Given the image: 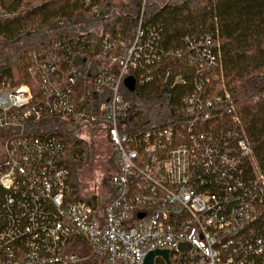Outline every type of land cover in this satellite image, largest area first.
<instances>
[{"label":"built area","instance_id":"1","mask_svg":"<svg viewBox=\"0 0 264 264\" xmlns=\"http://www.w3.org/2000/svg\"><path fill=\"white\" fill-rule=\"evenodd\" d=\"M142 25L130 41H101L102 66L68 69L72 51L42 58V105L28 88H0V264H145L158 251L168 264H264V175L231 96L208 90L221 79L219 32L173 51ZM174 59L195 75H175ZM128 77L182 90L140 120ZM96 131L115 167L107 201L91 204L73 168Z\"/></svg>","mask_w":264,"mask_h":264},{"label":"trees","instance_id":"2","mask_svg":"<svg viewBox=\"0 0 264 264\" xmlns=\"http://www.w3.org/2000/svg\"><path fill=\"white\" fill-rule=\"evenodd\" d=\"M143 1L0 0V83L6 80L12 88L32 85L23 62L30 52H42L43 59H52L65 58L72 51L74 55L64 61L68 69L74 66L82 71L88 60L97 67L102 66L104 63L96 58L102 51L101 41L104 38L132 40L141 17L143 28L158 31L167 50H181L187 38L218 31L222 42V70L220 82L216 84H221L220 91L228 93L234 101L264 175V0H180L164 6L150 5L147 9L143 8ZM94 6H98V14L93 13ZM6 50L13 53V58L5 55ZM169 64L175 75H195L193 68L177 59ZM31 87L36 103L41 92L36 86ZM188 89H193V81ZM175 90L182 88L172 90L158 81L136 87L134 94L129 95L125 89L123 92L133 101L134 108L141 109L132 115L145 120L158 117L166 106L161 99ZM51 133L57 135V132ZM60 135L74 141L71 136ZM3 139L4 134L0 132V162ZM78 144L81 153L88 156L86 144ZM111 161L115 164L113 158ZM85 163L86 159L77 162V169ZM76 172L74 167L73 175L77 178ZM110 177L111 174L103 180L106 188ZM76 186L78 198L85 199L80 197L79 181ZM97 199L86 201L96 204Z\"/></svg>","mask_w":264,"mask_h":264},{"label":"rangeland","instance_id":"3","mask_svg":"<svg viewBox=\"0 0 264 264\" xmlns=\"http://www.w3.org/2000/svg\"><path fill=\"white\" fill-rule=\"evenodd\" d=\"M179 1L180 0H144L143 8L145 7L147 9L150 5L164 6L166 4H172L174 2H179ZM5 55L13 58L12 57L13 53L8 50L5 51ZM41 56H42V52H37V53L30 52L27 56V59L23 61L28 73V79L32 84L31 86L33 87L36 86L37 87L36 90L39 89V91L41 92L40 97H38L37 102L35 103L33 88L30 85L20 86L29 89L30 93L33 96L32 105H42V57ZM213 78H215L214 80L216 81L211 82L209 87H211L212 89L214 88L213 90L219 91L222 88L221 84H216L220 82L219 73L213 75ZM3 86L11 87V85L6 80H3V82L0 83V88H2ZM163 103L165 104L164 101ZM75 133L77 134V136L81 135V133H78L77 131H75ZM88 137L90 143L87 142L85 145L88 151V156L86 158V163L83 166H81L80 169L76 172L77 178H75V184H78L79 181L80 197H84L85 199H91L93 197H97L102 203H105L108 199V193L106 191V187L103 185V180H105V178H107L111 174L112 170L115 167V164L112 165V161H111L112 160L111 146L106 143L103 134L100 131L92 132V134H90ZM0 155H1V147H0ZM254 163L257 164L256 161Z\"/></svg>","mask_w":264,"mask_h":264},{"label":"water","instance_id":"4","mask_svg":"<svg viewBox=\"0 0 264 264\" xmlns=\"http://www.w3.org/2000/svg\"><path fill=\"white\" fill-rule=\"evenodd\" d=\"M124 85H125V88L129 92L134 93L136 91L137 84H136L135 78L128 77L125 80ZM141 217H143V216H141ZM156 255H164V259L167 262V255H168L167 251H163V252L158 251L157 253H154V252L150 253L146 259L145 264H154V258L156 257ZM167 264H168V262H167Z\"/></svg>","mask_w":264,"mask_h":264}]
</instances>
